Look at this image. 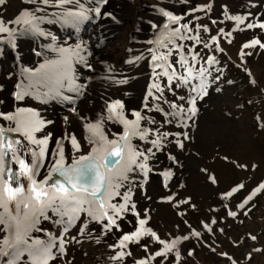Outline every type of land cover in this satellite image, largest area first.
Returning <instances> with one entry per match:
<instances>
[{"label":"rangeland","instance_id":"1","mask_svg":"<svg viewBox=\"0 0 264 264\" xmlns=\"http://www.w3.org/2000/svg\"><path fill=\"white\" fill-rule=\"evenodd\" d=\"M250 3L251 0H233L231 4L233 8L229 9L225 6L223 13L221 12V22L234 23L233 32L238 35L236 42L238 45L241 44V47L250 39V42L259 40L264 43V31H262L264 29L258 26L264 23V0L256 1L259 8L255 12ZM6 6V2L0 4V15ZM102 7L101 11L99 8L96 10L98 18H93L91 14L90 19L94 22L92 26L91 20H86L85 32L79 30L77 35L62 32L63 36H70L76 41L77 47L82 52L81 57H85L86 48L90 53L99 45H101L99 50L105 47L101 41L95 40L93 45L91 43L93 39L100 37L103 31L110 30L106 29L109 25L104 24L105 20L122 19V13L114 12L110 7L107 11ZM187 7L179 4L175 17L179 18V23L187 22L186 25H192L191 29H194V22L198 23L202 18L194 19L191 21L192 24L187 21L188 15L193 14L192 17H194L202 13L205 15L207 12L205 16L209 17L212 13L209 10L204 12V8L200 5ZM100 14L103 19L98 25ZM225 15L228 16L225 17ZM237 17L239 20L236 19ZM174 23L176 22L167 21V24ZM68 28L72 29L70 26ZM187 30L189 31L188 27ZM195 33H198V36ZM169 34V30L163 31L159 35V41L167 38ZM181 36L182 38L177 39L173 37L175 39L172 42L177 43L175 45L178 49L171 51V55L167 56V62L175 67L176 60L187 58L186 67H191L194 75L205 70L202 78L206 96L199 94V99H196L194 106L203 107L207 101L209 104V98L213 97L211 102L215 104V109L211 111L218 115L219 127L222 128L220 131L217 130V135L209 138L206 147L205 144L200 145V149L197 150L201 157L204 156L205 162H202L204 163L202 169L208 172L200 171V173L207 185L197 181L198 174L186 164L187 156L184 157L183 153L186 149L184 145H187L190 140L187 138L189 136L187 132L193 122L192 120L187 123L186 120L190 118L193 111L189 112L190 109L187 107L189 113L184 116L185 118L168 122L165 112L162 116L160 110H156L153 101L151 103L146 101L149 110L144 108L143 111L148 110V113L144 115L139 113L143 117L140 128L147 130L148 134L143 137L132 136L129 141L132 151L143 155L136 157L135 164L128 165L130 171L126 173L127 179L119 181V186L114 190L109 189L112 193L108 200L110 204L117 205L118 208L121 205L124 206L119 216L111 209H107L109 216L115 219L116 226L105 227L108 224L107 219L103 217L96 219L87 211H81L77 218L69 223V216L61 217L49 208L45 213L48 218L44 216L39 218V222L27 237V244L19 246L21 249L51 245L54 259H51L49 264H140V262L143 264H264V189H261L244 207H240L253 190L264 184V48L257 45L256 48L251 47L249 50L248 47L243 57L235 55L231 57L227 52H220L213 53L212 58L206 51L207 46L201 40L200 30H191L190 34L182 33ZM13 39V35L0 37V42L5 43ZM233 44H236L234 40ZM179 49L181 51H178ZM7 51L11 53L10 50ZM185 52L187 56L182 55ZM165 54V50L158 46L157 55ZM104 57L108 58L106 55ZM10 58L15 59L16 55ZM92 58L91 54L89 60ZM101 62L109 61L105 59ZM160 63L163 62L159 60ZM81 66L80 71L86 70L87 67ZM159 69L154 72L153 81L154 84L160 85L162 92L152 87L154 96H162L158 102L159 109H166L168 113L173 103L190 106L185 100L188 99L187 95L195 78L188 84H182L175 79L169 82L166 76H157V73L162 72ZM176 69L178 74H186L184 68L181 70L182 68L178 66ZM199 84L200 82H197V85ZM77 98L73 97L74 100ZM53 105L58 108L55 102ZM228 108L232 109L231 113ZM47 110L51 111V108ZM164 117L166 124H164ZM202 117L203 115L200 118L192 117V119L197 118L196 123H198ZM199 123L203 124L201 121ZM174 125L177 128H174ZM0 130L5 132L6 141H20V144L13 143L16 157L23 159L26 163L33 161L39 163L37 173L41 175L40 157L33 155L36 152L27 139L11 129L0 128ZM153 141H159V143L156 144ZM192 143L195 141L192 140ZM166 147L172 150V154L167 155V150L164 151ZM84 154L85 151L75 150L71 154L70 162H75ZM156 155H158L156 158L153 157ZM9 158L11 163L5 167L13 172L18 171V161L12 157L11 152L6 159ZM125 159L127 163L129 157L126 155ZM148 165L150 171L147 170ZM207 166L210 171L206 168ZM183 172L189 176V188L186 190L182 188ZM45 178L47 177L37 182H42ZM53 178L57 179L54 176ZM19 180L20 183L30 186V181L23 176ZM51 183L52 181H49V184ZM240 185H243V188L233 192V189ZM229 192L233 194L227 196ZM132 205L135 207L133 208ZM13 206L9 205L10 208ZM91 206L98 207L95 204ZM89 207V204L84 205L85 209ZM0 211L3 210L0 209ZM26 211L28 210L21 206V215ZM229 212H234L235 216L229 215ZM140 219L147 220L145 229L156 233L159 240L168 245L175 243L172 251L164 256H156V252L165 250L164 245L147 234L142 235L138 242H126V245L121 247L120 242L123 236L136 232ZM213 220L216 223L213 224ZM0 228L5 229L0 231V242L4 239L11 240L7 226L0 225ZM36 240L41 241V245L34 246ZM0 247H4L6 251L10 248L3 243H0ZM15 250L11 248L9 254L11 255ZM17 264H33V257L27 250L22 251Z\"/></svg>","mask_w":264,"mask_h":264},{"label":"bare ground","instance_id":"2","mask_svg":"<svg viewBox=\"0 0 264 264\" xmlns=\"http://www.w3.org/2000/svg\"><path fill=\"white\" fill-rule=\"evenodd\" d=\"M95 1H97L96 4ZM256 1L259 0H251L250 3L254 12L259 8ZM4 2L7 3V6L2 9L3 13L0 15V21H3L10 31L8 33H0V37H9L13 35L15 41L13 39L5 43L0 42V128L15 129L16 122L9 121L4 117L7 115H15L21 109L25 110L20 115L21 119L32 121L40 120L44 122L42 130L34 133V135L38 140L47 138V145L34 144L22 135L35 150L36 156L40 157L39 160L41 161L42 173L41 175L37 173L34 177L36 181L42 180L44 177L50 175L53 165L59 162L57 153L61 148L63 150V162L65 166L75 163L70 162L71 154L76 150L71 143L72 136H75L79 144V151H85L84 155L93 152L94 147L98 145L90 143V139L96 138L91 137L90 133L86 130V125L89 123H96L102 120L101 130L107 139L109 141L116 140L120 142V136L123 135L125 127L119 119L108 118L111 115L107 112L109 104L120 101L123 104L122 115L124 118L129 121H134L135 116L133 113L141 112L143 115L148 113L149 109L146 101L149 103L153 101V105L156 107V110H160L162 116H164L165 112L168 122H172L175 119L181 120L182 117L185 118L184 116L187 113L193 111L192 114H190V118L186 120L187 123L193 120L187 132L189 133L187 138H189L191 142L189 140L187 145H184L186 149L183 153L184 157L187 156L186 164L198 174L197 181L200 183L204 182L205 185H207L203 177H201V173L207 171L202 169L204 164L202 162H205L204 156L201 157L199 155L200 152L198 153L197 150L200 149V145L203 146L205 144L206 147L209 138L217 135L218 131L222 129L219 127L218 115L216 112H212V109H215V104L211 102V100L213 101V97L209 98L210 103L208 104L207 101L206 105L203 107L194 106L193 99L197 102L196 99H199V94H205L206 96L205 84L203 88L200 89V84L197 85L200 79L195 78V81L191 84V89L189 88L190 93L187 95L188 99L185 100L190 106L180 104L176 105V108H173L172 105L176 104L173 103L170 105L171 107L169 106L170 108L168 107V113L166 109H159L158 102L160 99H157V96H154L152 93L154 72L156 69H159L156 67V64H159V60H154L153 57L158 56V46H161L166 54L169 51L178 49V46L175 45L177 43L172 42V40L175 38H182V33L185 34L189 32L190 34L191 30L196 29L198 31L200 30L202 34L201 40H203L204 45H207L206 51L210 53L209 55L212 58L214 57L213 53L220 52H227L231 57L232 55L243 57L245 53H247L248 48H244V46L241 47V44L238 45L236 42L238 35L233 32L234 23L227 24L226 22H221L223 8L227 6L229 9H232L233 7L231 4L233 0H78V3L74 2L73 4L65 5V8L69 11H84L87 18L82 20L78 26L66 24L63 20L58 21V16L64 10L54 6L56 0H50L48 5L43 4L41 0H35V2H32V0H4ZM104 3L106 4L103 6ZM179 4L186 5L188 6L187 8H191V6L199 7L200 5L201 8H204V12L209 10L212 13L209 17L205 16L207 12L205 15L202 13L194 17H192L193 14L191 16L188 15V23L194 19L200 20L202 18L198 23L194 22L193 24L191 22L194 25V29H191L192 25H186L185 23L187 22L167 24L168 20H166L167 17L163 15V12L167 11L169 14L176 16ZM101 7L102 9H107V11L110 7L114 12L118 11L122 13V19L104 21V24L107 26L109 25L106 29L110 30L103 31V34L93 39L91 43L93 45L95 40L101 41L104 43L105 47H103V50H99L101 45L94 48V50L90 52L93 55L92 60H89L91 54L87 48L85 49V57H83L85 59L80 60L79 57L73 58L71 76L74 79L75 85L83 86L79 89V94L71 90L68 91V89H63L61 90V94L57 96L55 95L54 85L50 86L52 90H49L47 87H29L30 85H34L38 79V77L30 76L31 72L39 70L41 65L60 59L59 53L54 49H79L76 41L70 36H63L62 32L64 31L68 34L75 33L77 35L79 30L84 31V28L87 27L86 20L91 18V14L93 18H98L96 10L99 8V11H101ZM38 8L41 9V11H36ZM101 14L99 16L98 25L103 19ZM33 15L43 18V22L36 21V23H38L40 31L44 33V35L31 31L30 25L23 22L31 19ZM108 16L109 15H107V17ZM227 16L228 15H225V17ZM18 19L21 21L20 23H13ZM90 20V25L92 26L94 22L92 19ZM165 25H167V27H165ZM68 26L72 29H69ZM185 26L186 28H184ZM90 28H88V30ZM205 28L207 30H205ZM177 29H179V31H176ZM114 30H116V32ZM166 30H169L170 34L167 38L161 40L163 41L162 44L159 41V35ZM173 33L175 34L173 35ZM196 35L198 36V33ZM72 36L74 35L72 34ZM53 37H55V40H53ZM169 39L171 43H169ZM233 40L236 44H233ZM250 41H247V44L251 43ZM250 48L251 47H249V50ZM7 50H10L11 53H8ZM178 51L181 50L179 49ZM13 54L16 55L15 59L10 58V56H14ZM81 54L82 52L79 49L80 57ZM183 54L186 55V52L182 53V55ZM105 55L108 58H105ZM105 59L109 62L100 63V61ZM185 60H187V58ZM81 65L87 67L86 70L83 69L80 71ZM178 66L180 65L177 63L175 68ZM159 70L162 71L161 68ZM181 70H183V68ZM169 72H171V70H169ZM192 85H197L199 91L193 92ZM22 90L27 91L28 94L24 95L22 99H18L17 95ZM150 92L152 95H149ZM45 93H47V95H45ZM64 96L70 97L73 102L64 100ZM73 97L78 98L74 100ZM179 99H181V97ZM54 102L58 108L53 105ZM187 107L190 109L189 112ZM47 108H51V111H48ZM60 108L62 109L59 110ZM72 108H75V113L71 111ZM144 108L148 110L143 111ZM228 109L231 113L232 109ZM27 110H31V112ZM63 110H65V112H63ZM33 112L37 115L33 116ZM202 115L204 120L202 118L199 119ZM197 116L199 117L198 123H196L197 118L192 119V117ZM167 121L165 122L164 117V124H166ZM199 121L203 124L199 123ZM174 128H177V126L174 125ZM16 132L20 134L19 131ZM192 140H194L195 143H192ZM197 146L198 148H196ZM42 148L44 149L43 156L40 155ZM166 150L167 155L172 154V150L170 151L167 147L164 151ZM88 151L90 153H87ZM157 156L158 155L153 157L156 158ZM215 159L216 157L213 161ZM148 160L149 159H147V161ZM123 164H126V159L121 161V165ZM209 165L211 166V162ZM208 166L206 168L210 171ZM117 167H119V165ZM147 170L150 171L149 165ZM103 171L105 170L103 169ZM147 175H149V173ZM189 183V176L183 172L182 188L184 190L188 189ZM105 200H109V196L105 197Z\"/></svg>","mask_w":264,"mask_h":264},{"label":"snow or ice","instance_id":"3","mask_svg":"<svg viewBox=\"0 0 264 264\" xmlns=\"http://www.w3.org/2000/svg\"><path fill=\"white\" fill-rule=\"evenodd\" d=\"M3 2L4 0H0V3ZM32 2H35V0H32ZM41 2L48 5L50 0H41ZM74 2L78 3V0H56L54 6L64 10L58 16V21L63 20L66 24L78 26L82 20L87 18L84 11H69L65 8V5L73 4ZM36 11H41V9L38 8ZM163 15L167 17L169 21L179 23V18L169 14L167 11H164ZM236 19L239 20L238 17ZM36 21L43 22V18L33 15L31 19L23 22L30 25L31 31L44 35V33L40 31ZM20 22L21 21L18 19L13 23ZM258 26L264 29V23ZM165 27H167V25H165ZM249 27H253V25H249ZM205 30L207 29L205 28ZM9 31L5 23L0 21V33H8ZM176 31H179V29ZM174 34L175 33H173V35ZM196 39L197 42H199V38L197 37ZM53 40H55V37H53ZM161 43L163 44V41H161ZM169 43H171L170 39ZM257 45L260 48H264V43H261L259 40H253L250 44H245L244 48L255 47ZM54 50L59 53L60 59L41 65L39 70L31 72L30 76L38 77V79L34 85H30L29 87H47L49 90H52L50 86L54 85L55 95L57 96L61 94V90L63 89H68L79 94V89L83 86L75 85L74 79L71 76L73 58L79 57L81 60L84 59L79 56V49L60 48ZM168 55H171V51L165 55L153 57L154 60L163 62L156 64L157 68L162 69V72L157 73V76L163 75L168 78L169 82L175 79L182 84L190 83L193 78L200 79V89L203 88L204 80L201 78L204 77L205 70H201L194 75L193 69L191 67H186L188 61L180 59L177 63L181 68H184L186 72L185 75H180L173 64L167 62ZM211 62L214 63L215 61ZM169 69H171V72H169ZM152 87L156 91L162 92L159 84H153ZM192 91H199L197 85H192ZM27 94V91L22 90L17 95V98L22 99L23 96ZM45 95H47V93H45ZM149 95H152V93L150 92ZM156 98L162 99V96ZM63 99L73 102L71 98L67 96H64ZM193 103H195V99H193ZM172 107L176 108V105H172ZM122 109L123 104L120 101L109 104L107 108V112L111 114L108 118L119 119L125 127L123 135L120 136V142L116 140L109 141L107 139L101 130L102 120L87 124L86 130L90 133L91 137L96 138L90 139V143L98 146L94 147L91 154L80 156L79 159L75 161L74 165L70 167H66L63 162L64 157L61 148L57 153L59 162L53 165L51 171L62 179H54L52 175H49L44 181L39 183L34 179L40 167L39 163L35 161L26 163L23 159L16 157V150L13 148V143L20 144V141H6L4 139L5 132L0 130V209L3 210L0 211V225H6L11 235V240L4 239L0 243L16 249L10 255L8 251L0 247V262H3V264H17L21 252L25 250L33 257V264H49L50 260L54 259L51 253V245L33 247L31 249H21L19 247L20 245L27 244V237L39 222V218L41 216L48 218L45 213L49 208H52L53 211L61 215V217L69 216V223L75 220L81 211H87L90 216L96 219H100L101 217L107 219L108 224L105 225V227L108 225L116 226L115 219L109 216L107 209H111L119 216L120 210H123L124 206L121 205L118 208L117 205L110 204L104 197L106 195L111 196L112 193H110L109 189L114 190L119 186V181L127 179L126 173L130 171L128 165L135 164L136 157L138 155H143L142 153L132 151L129 143L130 137L137 135L143 137L148 134L147 130L140 128V121L143 117H141L139 112L133 113L135 116L134 121H129L122 115ZM24 111V109H21L15 115H7L4 117L9 121L16 122V128L11 130L19 131L21 135L34 144L47 145V138L38 140L34 135V133L42 130L44 122L40 120L32 121L21 119L20 115ZM27 111L31 112V110ZM71 111L75 113L76 110L72 108ZM32 115L36 116L37 114L33 112ZM71 143L77 151L80 150L75 136L71 137ZM153 143L158 144L159 141H153ZM126 149L128 150L127 152L125 151ZM9 152H11L12 157H15L18 161L19 170L16 172L5 167V165L11 163L10 158L6 159ZM33 155L36 154L33 153ZM40 155H44L43 148L40 151ZM126 155L129 157V160L126 164L121 165V161L125 159ZM118 165L119 167H117ZM102 169L105 171H102ZM21 176L30 181V186L20 183L19 178ZM49 181H52V183L49 184ZM213 183H215V178H213ZM242 188L243 185H240L238 188L233 189V192L239 191ZM261 189H264V184H261L258 188L253 190L240 207H244V205ZM233 192H229L226 195L231 196ZM10 204L14 206L10 208ZM85 204H89L90 207L85 209ZM93 204L98 207H92L91 205ZM21 206H23V209L28 210L24 212L23 215H21ZM132 207L134 208L135 205H132ZM229 215L235 216V213L229 212ZM146 223L147 220L140 219L137 231L132 234H125L120 242V246L124 247L126 242H138L142 235L147 234L164 245L165 250L156 252V256H164L167 252L172 251L175 243L168 245L164 241L159 240L156 233L152 232L150 229H145L144 226ZM212 223L214 224L216 221L213 220ZM205 227H207V225H205ZM4 230V228H0V231ZM209 231H211V229H209ZM35 245H41V241H34V246ZM140 264H143V262H140Z\"/></svg>","mask_w":264,"mask_h":264},{"label":"water","instance_id":"4","mask_svg":"<svg viewBox=\"0 0 264 264\" xmlns=\"http://www.w3.org/2000/svg\"><path fill=\"white\" fill-rule=\"evenodd\" d=\"M72 165H74V164H72ZM72 165H69V166H66V167H70V166H72ZM102 171H103V169H102ZM52 175H53L55 178H59V177H57V175H56L55 173H53V172H52ZM59 179H62V178H59Z\"/></svg>","mask_w":264,"mask_h":264}]
</instances>
